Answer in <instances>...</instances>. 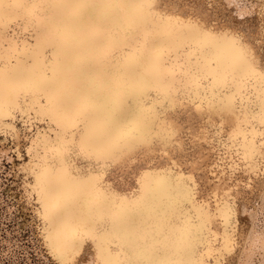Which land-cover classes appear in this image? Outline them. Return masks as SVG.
<instances>
[{"label": "snow or ice", "instance_id": "snow-or-ice-1", "mask_svg": "<svg viewBox=\"0 0 264 264\" xmlns=\"http://www.w3.org/2000/svg\"><path fill=\"white\" fill-rule=\"evenodd\" d=\"M0 143L53 264H236L264 0H0Z\"/></svg>", "mask_w": 264, "mask_h": 264}, {"label": "bare ground", "instance_id": "bare-ground-1", "mask_svg": "<svg viewBox=\"0 0 264 264\" xmlns=\"http://www.w3.org/2000/svg\"><path fill=\"white\" fill-rule=\"evenodd\" d=\"M220 2L228 7L229 12L232 15L233 19L240 22L243 18L246 17L251 18L254 15L259 0H233V6L231 7H229V4L226 2V0H220ZM16 162L17 160L15 156L12 154L11 148L7 147L3 143H0V192L4 188V185L7 182V178L9 176H12L14 178L17 177V167H14V165H18V163L16 164ZM5 163L10 165L8 171H5L6 168ZM3 179H6V181H3ZM14 201L15 200L10 197H8L5 200L0 194V210L2 211L3 209H5L4 214L0 220V229H4L3 230L4 234H7V237L11 239V243L15 245V248L14 246H10L11 248L9 247V249L8 248L4 249V246L1 243L3 242V240H1L0 245H2L3 254H5V256H7L8 258H12L14 263H17L16 262L17 260L14 259L15 257L13 253L14 250L17 251L20 250L16 253L17 259L20 256L26 257V260L29 261L30 263L27 253V248L29 246H27L23 242V240L16 239V235L17 237H21V235L17 223L19 217L18 215H16L19 210L17 207L18 201L16 202ZM239 212H240L241 224L242 226H246L244 229L246 236L243 247L238 254L236 264H264V193L257 192L255 195H253L251 199V205L246 203H241L239 207ZM32 215L34 219L33 212ZM12 220L16 222L17 229L15 228L10 230L5 228V225H7L9 222H12ZM31 223H35V219L34 222ZM30 233L32 235V239H31L32 243L33 244L37 243L38 245L35 247V250H37L38 248V252L37 251L36 252H37V256L43 262L42 264H53V261L51 257L48 255L47 250L39 236L37 227L30 225ZM12 234L13 237H11ZM33 237L36 238V241L34 240ZM5 243H8V241L5 240ZM91 261H92L91 255L86 254L84 259L81 261V264H91Z\"/></svg>", "mask_w": 264, "mask_h": 264}, {"label": "rangeland", "instance_id": "rangeland-1", "mask_svg": "<svg viewBox=\"0 0 264 264\" xmlns=\"http://www.w3.org/2000/svg\"><path fill=\"white\" fill-rule=\"evenodd\" d=\"M17 163L18 162H16V164ZM5 166H6L5 171H8V168H9L10 165L5 163ZM3 181H6V179H3ZM0 194L5 200L8 197H10V198L15 200L14 202L18 201L17 207H18L19 210H18V213L16 215H18V217L20 219V220L18 219L17 223H18V227L20 229L21 237H17V235H16V239L23 240V242L27 246H29L27 248V253H28V257H29L30 263H29V261L26 260V257H21L20 256L17 259V257H16L17 254L16 253L18 251H20V250L17 251V250H14L12 248L14 250L13 253L15 255L14 259H16L18 262H22L23 264H42L43 262L37 256L38 248H37V250H35V247L38 246V245H37V243L33 244L32 241H31L32 235L30 233V225L31 226H36V222L35 223H31V222H34V219L32 217L33 215H32V212H31L30 208L27 206V203L23 200V191H22V188H21V180L18 179L17 177L14 178L12 176H9L7 178V182L4 185V188L2 189ZM22 202H23V204H22ZM4 211H5V209H3L2 211L0 210V220H1V217L3 216V214H4ZM16 225H17L16 222L14 220H12V222H9L7 225H5V228L12 230V229L16 228ZM3 230L4 229H0V242H1V240H3V242H1V243L4 246V249H6V248L9 249L10 246H14V248H15V245H13L11 243V239H9L7 237V234H4ZM11 237H13V234L11 235ZM5 240H7L8 243H5ZM34 240L36 241V238H34Z\"/></svg>", "mask_w": 264, "mask_h": 264}, {"label": "built area", "instance_id": "built-area-1", "mask_svg": "<svg viewBox=\"0 0 264 264\" xmlns=\"http://www.w3.org/2000/svg\"><path fill=\"white\" fill-rule=\"evenodd\" d=\"M0 264H23L22 262H18L14 263L12 258H8L7 256H5V254H3L2 252V245H0Z\"/></svg>", "mask_w": 264, "mask_h": 264}, {"label": "clouds", "instance_id": "clouds-1", "mask_svg": "<svg viewBox=\"0 0 264 264\" xmlns=\"http://www.w3.org/2000/svg\"><path fill=\"white\" fill-rule=\"evenodd\" d=\"M226 2L229 4V7L233 6V0H226ZM239 14V13H237Z\"/></svg>", "mask_w": 264, "mask_h": 264}]
</instances>
